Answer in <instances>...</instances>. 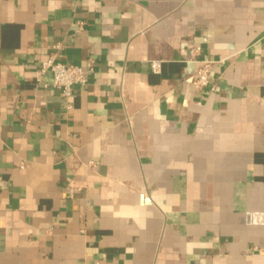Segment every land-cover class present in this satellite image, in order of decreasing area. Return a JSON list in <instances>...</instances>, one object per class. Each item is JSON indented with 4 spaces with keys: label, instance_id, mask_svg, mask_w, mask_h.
I'll use <instances>...</instances> for the list:
<instances>
[{
    "label": "crops",
    "instance_id": "crops-1",
    "mask_svg": "<svg viewBox=\"0 0 264 264\" xmlns=\"http://www.w3.org/2000/svg\"><path fill=\"white\" fill-rule=\"evenodd\" d=\"M95 261L264 264V0H0V264Z\"/></svg>",
    "mask_w": 264,
    "mask_h": 264
},
{
    "label": "built area",
    "instance_id": "built-area-1",
    "mask_svg": "<svg viewBox=\"0 0 264 264\" xmlns=\"http://www.w3.org/2000/svg\"><path fill=\"white\" fill-rule=\"evenodd\" d=\"M194 51H192V61L198 63V66L191 76L190 80L192 84L198 88H206L210 85V73L213 67L214 61L211 60H198L193 57ZM150 69L153 73H160L161 61L153 60L150 62ZM93 70L91 63H88L86 68H82L77 65L63 64L55 59V55H50L46 60L42 61L38 70L36 71V78L40 82L42 77L46 73H51L52 81L50 84H43L44 87L49 85L55 89L60 90L65 96H70L74 86L85 85L87 81V74ZM89 264H102L99 261H95Z\"/></svg>",
    "mask_w": 264,
    "mask_h": 264
}]
</instances>
